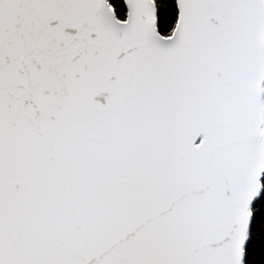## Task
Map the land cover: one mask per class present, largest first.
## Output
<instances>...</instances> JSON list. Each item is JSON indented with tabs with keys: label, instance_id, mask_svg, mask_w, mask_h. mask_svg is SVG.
Here are the masks:
<instances>
[{
	"label": "snow or ice",
	"instance_id": "6c2138e0",
	"mask_svg": "<svg viewBox=\"0 0 264 264\" xmlns=\"http://www.w3.org/2000/svg\"><path fill=\"white\" fill-rule=\"evenodd\" d=\"M0 264H264V0H0Z\"/></svg>",
	"mask_w": 264,
	"mask_h": 264
}]
</instances>
